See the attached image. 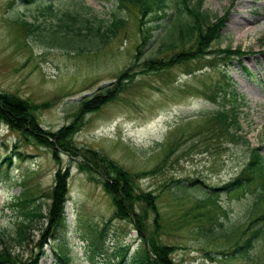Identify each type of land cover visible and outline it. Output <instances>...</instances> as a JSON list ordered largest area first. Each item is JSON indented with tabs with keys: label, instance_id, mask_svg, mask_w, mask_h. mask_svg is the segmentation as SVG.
<instances>
[{
	"label": "rangeland",
	"instance_id": "obj_1",
	"mask_svg": "<svg viewBox=\"0 0 264 264\" xmlns=\"http://www.w3.org/2000/svg\"><path fill=\"white\" fill-rule=\"evenodd\" d=\"M47 1L0 0V91L34 104L39 124L54 131L73 122L81 99L129 70L131 81L121 80L125 86L114 99L79 115L75 144L100 151L137 176L140 189L155 195L158 222L151 221L150 231L172 246L174 262L264 264V227L250 248L236 250L250 233V221L264 213V197L255 196L258 182L220 189L239 173L250 147H259L264 159V0H203L204 10L225 16L219 47L241 46L244 55L239 59L196 58L149 72L141 71L142 58H166L182 49L157 53L176 34L174 0H168L170 7L159 18L153 13L141 16L137 6L128 5L121 12L127 21L118 34L84 51L63 47L62 28L53 29L56 18L40 13ZM81 1L107 22L118 7V0H53L57 13L73 10ZM146 27L149 42L138 48ZM225 79L243 98L239 121L249 145L218 137L210 117L217 104L216 84ZM6 154L9 166L1 163ZM79 161L80 156L61 150L54 154L32 136L0 124V233L12 253L25 261L32 257L43 226L34 222L23 244L8 237L24 218L16 195L28 186L43 202L41 210H47L46 194L58 169L68 170L67 227L47 238L38 264H58V252L75 264H101L119 244H129L130 253L134 250L135 229L121 219L105 225L114 210L111 196L97 175L92 179L81 171ZM176 180L187 188L178 189Z\"/></svg>",
	"mask_w": 264,
	"mask_h": 264
},
{
	"label": "trees",
	"instance_id": "obj_2",
	"mask_svg": "<svg viewBox=\"0 0 264 264\" xmlns=\"http://www.w3.org/2000/svg\"><path fill=\"white\" fill-rule=\"evenodd\" d=\"M41 4L44 10L39 9L40 13L54 16L57 20L53 29L55 27L62 28L63 47L79 51H84L85 48L89 50L90 47L88 46L103 45L115 37L126 24L127 18L121 12L128 5L137 6L141 16L153 13L154 17L157 18L162 17L166 7H170L168 0H118V7L112 12L111 18L107 22L92 13L91 9L86 7L82 1L75 3L76 6L73 10L65 9L59 13L55 11L53 0ZM174 7L176 11L175 24L173 25L175 37L170 42L163 41L157 48V53L178 46H181L182 49L166 58H156L153 55L142 58V72L165 70L196 58H213L222 55L233 60L244 55L241 46L233 47L228 43L223 48L219 47L222 41L225 16L212 15L204 10L203 0H195L194 2L192 0H174ZM26 22L33 25L31 22ZM37 27L38 25L35 24V28ZM140 31H142L141 28ZM150 35L148 27H146L141 35V44L138 48L148 44ZM215 42H218V45L213 47ZM187 44L192 45L186 49ZM138 56L136 54L134 58L136 59ZM128 71L121 72L111 85L101 86L92 95L81 99L73 122L60 126L54 131L46 130L39 124L35 116L36 106L34 104L14 94L0 91V124H4L9 129L20 131L23 135L32 136L38 144L52 148L54 154H56V150H61L73 157L80 156L79 168L81 171L89 173L92 179H95L94 176L97 175V179L101 181L105 191L111 196L114 207L105 225L113 219L126 220L131 223L139 239L138 245L131 253L129 252V244H119L116 247L119 249L113 252L112 258L103 261L101 264H178L174 262L171 256L172 246L162 242L150 231L151 221L154 225L158 222L155 195L140 189L136 182L137 176L118 166L100 151L78 147L72 139L76 126L80 123L79 115L82 111L93 110L106 101L114 99L116 93H119L125 86L122 87L121 80L130 78L128 80L131 81L133 74H129L131 72ZM117 80L119 81L117 82ZM216 85L213 96L217 104L209 114L216 125L217 136H225L234 142L241 141L243 144L249 145L246 134L241 132L242 127L239 121L240 105L243 103L241 102L243 98L236 93L231 80L225 79ZM4 161H7L9 166L11 162L9 154L3 156L1 163ZM67 179L68 170H56L54 184L46 194L50 202L45 211L41 210L43 202L37 200L39 196L31 193L28 186L23 187L16 195L15 203L22 208L21 213L24 218L19 220L16 226L8 232V237L19 244H23L29 239L33 223L39 221L41 226L43 225L40 239L37 243V251L25 261L18 253L11 252L9 245L6 244V240L1 238L0 233V241L3 244L0 248V264L39 263L41 257L45 255L43 247L47 243V238L55 236L59 230L67 227L65 210ZM247 182H258L259 190H256L255 196L258 198L257 200L264 197V159L259 147H250L239 173L230 182L222 185L220 189L230 190ZM176 184L178 189L187 188V184L181 183L180 180H176ZM189 184L193 185V182ZM143 203H146L147 206H143ZM151 214L153 215L152 218ZM263 227L264 213L250 221L246 228L247 230L251 229L250 233L246 235L243 244L236 247V250L243 248L245 252L246 249L250 248L253 240L263 233ZM102 235H104L103 231H100L99 236ZM91 243H95L94 240ZM99 246H95V248L100 250ZM101 251L104 252V249L102 248ZM57 258L58 264H75L66 253L58 252Z\"/></svg>",
	"mask_w": 264,
	"mask_h": 264
},
{
	"label": "bare ground",
	"instance_id": "obj_3",
	"mask_svg": "<svg viewBox=\"0 0 264 264\" xmlns=\"http://www.w3.org/2000/svg\"><path fill=\"white\" fill-rule=\"evenodd\" d=\"M248 30V29H247Z\"/></svg>",
	"mask_w": 264,
	"mask_h": 264
}]
</instances>
